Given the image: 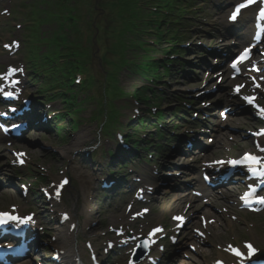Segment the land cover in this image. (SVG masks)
<instances>
[{
	"label": "rangeland",
	"instance_id": "obj_1",
	"mask_svg": "<svg viewBox=\"0 0 264 264\" xmlns=\"http://www.w3.org/2000/svg\"><path fill=\"white\" fill-rule=\"evenodd\" d=\"M41 0H37L35 4L39 3ZM50 3L53 2V4L59 2L60 0H49ZM239 0H201L197 2L198 6L197 11L193 12L196 14H189L187 17L191 20L190 26H188V32L193 31L192 33H189L186 37V41L184 46L189 47L191 45L192 48L191 51L194 53V56L191 57H185V61L187 63H190V66L192 68H189L183 74L173 73L168 78L164 79L165 84L162 86H158L161 90V97L165 100L161 103V109H163L166 113L167 119L165 120V123L168 124V127L171 129L173 127L177 128L179 127L180 120L179 118L175 117V111L180 106L181 103H183V99L185 98V101L187 103L189 102H196L191 101V97H195L196 94L209 90L212 91L217 83V78H215V74L209 76L208 75V66H205L206 60H203L205 57L203 56V51L205 47H211L216 48L220 47L223 44V39L221 35L224 34V31L222 30V25L227 26L226 23V16L228 10L225 9H219L217 8H223L224 6H228L229 4L232 5L236 3ZM69 4V7L59 12L56 10L58 5L56 7L48 6L47 4L42 5V8H46V10L50 11H58V15L55 16L54 20L57 21L56 23L50 22L43 24L41 31H43L44 35H49L56 33L55 37L58 34L64 33L63 37L68 39V45L72 44L73 41L75 44H77V48H81L83 54L88 55L89 59L91 56H93V59L89 62H85L83 65H87V68L96 76V78L100 81V86H91L86 91H83L79 95V101L80 105H82L81 111L82 114L79 117V132H77L75 135L79 137L80 136H87V141L84 142L81 148H86L87 151L90 149L91 145H97L100 146L99 152H95L94 161L93 163L82 161V158L80 160L90 166L89 169H81L79 163L76 164L75 159L71 156H62L60 154V151L62 149L69 148L71 141L74 139L71 138L69 142L68 131L63 130V132H59L58 136L53 133L50 135V137L47 136H41V137H35L31 136V139L33 142L38 141L45 143L46 146H50V148L58 151V157H52L49 152H44L42 150H39L37 148V145L33 147V151L28 154L29 156L26 157L27 164L29 166L32 165V169L34 170V173L29 176V180L32 179V181L29 183L31 185V197L32 195L37 196V205L35 207H32L31 204L28 203V201H24L22 197H20L19 194H17L14 190L5 192L0 196V207L4 206L7 207L9 204H17L19 206V212L21 214L28 213V212H35L37 215V218L40 216H43L45 213V206L44 202L41 200V197L39 193L35 192L34 189L39 186L38 192H40L41 188H44L45 186H50L51 183H58L62 176H67L70 178L72 189H66L64 197L62 199V203L60 205V212H63L62 210L65 209V211L72 214V221L79 223V228L83 229L86 225H90L92 221H98L99 222V237L93 236H87L84 233H78L77 234V244L79 247L86 253L84 256L89 257L87 250L84 247V243L87 241L93 242V246L95 249L99 250L102 254V258L105 262H107L108 257L111 259V256L116 258V255H103L105 244L107 242V236L109 235V229L110 228H117L119 226H130L129 232L132 231V225L129 221V216L126 214V206L131 203L130 199L131 196L128 198H119L116 201H110L111 198H113L112 193L105 194L101 193V185L99 178H102L100 174L97 172H103L105 173L110 172V170L115 171L118 168L117 165L113 166L112 158L114 157V152L119 157H122V155L118 154L119 151H115V145L118 147V144H115L117 142L116 136H107V134L102 133L101 126L106 121L111 122L113 120V107L114 109H117L120 112V118L121 123L123 125L129 124V122L132 120L133 122H136L138 120V116L135 113V109H138L140 111V115L143 116L145 114V106H133L130 103L131 100H121V101H115L114 90L117 88L119 90H123L125 93L131 94L136 88L143 86V83L139 81V78L130 75L128 72H126V68L120 64V59L124 55V50L119 47L120 38H123V34L121 33V5L119 0H69L66 1ZM34 3V0H33ZM31 2L30 6L33 5ZM114 3V4H113ZM229 5V6H230ZM23 6L22 1L19 2L18 0H0V14H4L6 11H8L9 14L5 15L4 17H1L2 24L0 25V72L1 69L4 70L7 66L4 63V61L7 60L6 55L7 51L3 48H5L7 45H12L13 41L18 40L19 42L22 41L26 26L23 23V19L16 18L15 11L18 9H21ZM226 12V13H225ZM219 14L223 15V20H219ZM1 16V15H0ZM18 16V15H17ZM68 17H78L79 23L73 24L72 22H68ZM249 17H252V14H245L243 16L244 21L238 25L239 28H242L247 33V30L250 27V24L248 22ZM52 18V17H51ZM53 19V18H52ZM218 20V25L215 23L214 26L211 27L212 23ZM62 22V25H61ZM73 24V26L69 25ZM222 24V25H221ZM62 28L60 29V27ZM18 27H21V29H18ZM123 30V29H122ZM28 34H30V31H28ZM119 35V36H117ZM122 40V39H121ZM199 40V41H198ZM198 41L196 43H200L197 46H200L201 49L196 48L197 46H193V42ZM36 44H38V40L35 39ZM195 43V42H194ZM236 43V42H235ZM42 44V43H41ZM45 46L48 48V50H51V46L49 44H45ZM244 45H240L239 48H242ZM40 50V56L44 57L43 53L47 52L44 45L42 46L38 44L37 47ZM37 49V50H38ZM84 49V50H83ZM211 49V50H212ZM35 48L27 49L25 53H31L34 51ZM236 50L232 49V52ZM21 51V50H20ZM89 51V53H86ZM206 51V50H205ZM221 52V51H220ZM212 52H209V54ZM230 54L229 52H227ZM213 54V53H212ZM39 56V57H40ZM219 56H221V53H219ZM22 51L19 52V55L15 58L9 61V63L12 64H23L24 60L22 59ZM127 57L131 58L130 52ZM78 58V57H77ZM79 60V58H78ZM209 64L208 65H214L217 61H213L212 57H209ZM223 59L222 61H224ZM129 62V61H128ZM223 64V63H222ZM221 64V65H222ZM117 66V67H116ZM130 66V65H128ZM218 70V69H217ZM208 72V73H207ZM204 78L206 79V87L205 89H202V85L204 83H200L199 81H202ZM110 82L111 86L106 87L105 83ZM231 81L225 80L221 86L217 89V92L213 94L215 97L217 95L220 97L222 92L226 91L233 85ZM110 88V91L108 90ZM106 92H111L113 95L109 96L110 98L113 97V99L110 100V103L107 101L106 98H104L103 94ZM34 92V91H33ZM180 93L184 98L181 99L177 94ZM87 98V99H86ZM206 98V97H205ZM204 98V99H205ZM214 98V97H213ZM180 99V100H178ZM211 99V98H207ZM96 101V102H95ZM214 103L218 102V98L213 99ZM203 101L198 102V104H201ZM99 103V104H96ZM180 103V104H179ZM263 103H264V97H263ZM112 105V106H111ZM264 105V104H263ZM216 106V105H215ZM200 108L203 107L202 105L199 106ZM198 107V108H199ZM229 107V104L224 106H219L220 110H218L217 107H211L207 109L208 114L210 115L211 112H213V116L215 118L213 119H207L204 118L201 122V125H194L188 120L189 122L185 125L181 124L179 130L182 128H190L189 131L192 133L197 128V131H195L194 135L191 136H198L197 139L199 140V147L206 148L208 150L214 149L213 153H210L208 157L205 159L215 160L218 157H224V156H234L237 157L240 155L243 150H238V147H235V138L237 141L245 143V136H247L245 133H238V132H232L231 129H235V126L239 123V121H231L228 122V124L222 122L219 117H221V114L224 113L225 108ZM57 110L63 111L62 106L57 105ZM238 109V108H237ZM106 113V114H105ZM99 115V117H98ZM147 115V114H146ZM107 116V117H106ZM96 117H98L97 120ZM68 118V117H67ZM179 120V121H178ZM66 123V122H64ZM62 124V123H61ZM173 125V126H172ZM67 125H63L62 127H65ZM186 126V127H185ZM245 126V125H243ZM111 128V126L109 125ZM151 129H146L145 134H143L144 130H137L138 137H143L146 142L149 140V144H144L145 149H150V146H154L155 144V138L154 136V128L153 126L150 127ZM242 128V127H241ZM245 128H254L253 124L251 127H245ZM127 130L123 131V133H126ZM236 131V129H235ZM31 132H33L31 130ZM186 131H182V134L185 135ZM43 135V134H42ZM222 135L225 142H223V148L221 149L220 146L218 147L219 137ZM235 135V136H234ZM227 136V137H226ZM62 137V138H61ZM185 137H189V135H185ZM64 139V142H62L64 145L60 144V142ZM190 139V138H189ZM3 138L0 136V178L3 180V182L9 181V179L14 180V182H21L19 179L18 174L23 173V168H8L11 167L10 164L13 159V156L11 152L13 151L12 147L10 148L8 144L1 143ZM234 140V141H233ZM4 141V140H3ZM5 142V141H4ZM50 144V145H49ZM53 144V145H52ZM112 144V145H110ZM160 145H162L161 142H159ZM52 145V146H51ZM147 145V146H146ZM144 146H140L141 148L136 151V153L140 157H149L154 155L153 162L148 164L146 163L145 159L142 158L139 159L137 162H135V165L133 166L136 171H145L148 172L150 176H153L154 172L158 171L159 178L161 176H166L167 173L163 170L169 169L172 173H175L178 182V188L167 190L164 188H161L159 190V198H156L154 196L153 200L150 205V208L152 210L151 214L147 217L144 224H148L149 228L154 227L156 225H163L167 226L172 222V216L181 214V211L173 210V203L175 195H173V192H178L181 188L189 187L191 188V192L197 191V188L193 185H189L188 182L194 178H198L202 185L203 182L201 180V174H202V164H193L192 162L195 160V158L202 157L199 155V151L197 148L192 152L193 155L188 156L189 158L182 160L181 158H178L179 155L176 154V151L173 150L170 151V149L165 148L164 150H161V154L158 152L152 153L151 150H145ZM164 147V146H163ZM80 148V149H81ZM252 148V144L250 142V146L246 147V149ZM16 149V148H14ZM118 150V149H117ZM221 151V152H220ZM214 152H218L214 155ZM112 153V154H111ZM111 154V155H110ZM191 157V158H190ZM204 157V156H203ZM5 158H8L9 160H5ZM154 158L156 160H154ZM186 160V161H185ZM128 159H126V162ZM185 161V163H182ZM207 160L204 161V163ZM30 162V163H29ZM195 162H198L196 160ZM88 163V164H87ZM101 163L102 166H101ZM130 166L132 163L128 162ZM134 163V162H133ZM92 164V165H91ZM10 165V166H9ZM109 166H113L112 168H108ZM191 166V167H190ZM190 167L191 172H196L197 169H199V174H188V168ZM131 168V167H130ZM187 170V172H185ZM95 173L96 175H93ZM121 173V172H120ZM118 174V176L121 178V174ZM130 173V172H129ZM170 173V172H169ZM187 174V177H186ZM9 176V177H8ZM114 176V174H112ZM34 177L37 179H34ZM96 179L99 182V185L96 186ZM20 180V181H19ZM24 180V179H23ZM25 181V180H24ZM42 182H45L43 186H40ZM165 183V180L159 182ZM170 184V183H169ZM36 186V187H35ZM35 187V188H34ZM227 193L223 196H227ZM14 200L7 201L9 196ZM158 195V194H157ZM163 195V196H160ZM186 197H192L191 200L195 202V205H201L202 208H205L203 211H197L193 212L192 210L189 211V217L194 218L193 221L191 220L190 223L193 225H196V229H199L201 231H204V228L202 227L201 217H207V221H210V219L207 216L208 212H211L214 216H216L215 220H217V223L210 225L207 228L206 234H207V240H205L203 243V246H197V244H186L182 243V246L180 245L178 248H171L167 249L169 253L173 251L174 249L177 250L179 253V258L176 259L173 263L168 264H196L198 262L199 264H206L207 261H209V264H212L213 261L217 258V252L220 247L225 246L227 243H234L235 245H241L242 242L246 240L252 241L257 246L263 245L264 246V214L259 216H251L247 213L239 212L235 198L229 197L225 199L224 205L222 207L215 208L214 204L212 202L207 201H199L197 198L194 197V194H184ZM170 196V198L168 197ZM220 196V195H219ZM71 197L73 199H71ZM220 199V201L224 200ZM129 201V202H128ZM132 201V200H131ZM42 202V204H41ZM76 204L77 210L76 213H72L71 208ZM127 203V205H126ZM91 205L94 207V215H92L93 211L90 208ZM126 205V206H125ZM226 211V214H225ZM228 212V213H227ZM134 213V211L132 212ZM132 213L130 215H132ZM40 214V215H39ZM127 216V220H123V217ZM52 217V216H51ZM49 218V214L47 216V221L45 222V227H47V231H49L50 235L48 238L49 242L53 241V236L56 229H59L57 226H55V220L53 218ZM214 220V219H213ZM212 220V221H213ZM226 222H232L234 223L228 233L226 232ZM138 229L141 228V226H137ZM55 229V230H53ZM220 229L224 231L223 237L217 238L216 235L220 232ZM230 230H233L234 233L230 232ZM42 233V231H41ZM48 236V235H47ZM52 237V238H51ZM190 237L195 238V233H190ZM190 238V239H192ZM97 242V243H96ZM195 246L198 247V251H191L190 247ZM99 248V249H98ZM186 248V249H185ZM263 248V247H262ZM46 250V249H45ZM203 250V252L199 251ZM98 254V253H97Z\"/></svg>",
	"mask_w": 264,
	"mask_h": 264
},
{
	"label": "trees",
	"instance_id": "obj_2",
	"mask_svg": "<svg viewBox=\"0 0 264 264\" xmlns=\"http://www.w3.org/2000/svg\"><path fill=\"white\" fill-rule=\"evenodd\" d=\"M66 1L69 0H62L61 4L59 3L60 12L69 7V4ZM119 1L121 5V33L123 34V38L121 37L119 40V47L125 52L120 59L119 66L122 65L127 67L126 70L130 68V72H135V74L146 82L151 81L155 85H159L158 83L163 79L161 78L162 74L160 70L165 65L162 66L161 63H157L151 59L150 54L156 52V49L146 44L145 40L154 37L158 43L165 42L166 44L174 45V42H181L182 44L184 38L179 34L181 32L180 27L182 28L187 24L182 13L188 5H191L194 2V0ZM49 13L52 15L51 12ZM155 18L156 20H154ZM67 19L73 24H76L79 21V18L73 19L72 17H68ZM37 23L44 24L45 21L38 19ZM73 24L70 25L73 26ZM61 28L62 26L60 29ZM62 34L63 33L61 32L60 35L58 34L56 37L53 36L50 42L51 44L53 42L54 50L56 48L55 55L58 51L60 59L64 61L62 63L63 70L60 72V75H58L60 81L59 85L73 90L74 88H72V86L74 85V74L77 70V66L83 65L85 62L87 63V60L88 62L89 60L91 61L93 56L89 59L88 55L81 53V48H77V44H75L74 41L72 44L68 45L69 40L64 38V34ZM177 48L178 47H173L172 53H179ZM129 52L131 58L127 57ZM86 53H89V51ZM81 58L87 60L84 61ZM51 59L52 58L48 57L46 60L50 63ZM128 65L130 66L128 67ZM156 90V88L145 87L137 90L136 93L142 103L150 104L155 103L159 98L157 97ZM150 93H152L153 97L149 96ZM107 95L111 96L113 94L109 92ZM121 95H123V91L116 88L113 97ZM160 116L161 115L159 114L158 118H160ZM146 120L147 122H151L150 119ZM141 123L143 124V122Z\"/></svg>",
	"mask_w": 264,
	"mask_h": 264
},
{
	"label": "bare ground",
	"instance_id": "obj_3",
	"mask_svg": "<svg viewBox=\"0 0 264 264\" xmlns=\"http://www.w3.org/2000/svg\"><path fill=\"white\" fill-rule=\"evenodd\" d=\"M219 20H222L221 14L219 15ZM224 31L226 32V35H225V37H223V39H224V42L222 44V47L223 48L224 47L225 48H228L229 41L232 40V39H235L236 40V43L239 44L240 37H238L239 34H238L237 31H235V29H227V28H225ZM87 140H88L87 139V136H80V137H78L75 140L74 144H72L69 148L62 150L61 153L64 154V155H66V156H69L70 154L72 155L73 152L76 149H79V148L83 147L82 145ZM260 140L264 143V137L260 138ZM197 142H198V144L196 143V146L199 147L198 146L199 145V141H197ZM223 142H224L223 136L222 137H219L218 146L222 145ZM240 146L241 145H239V144L237 145V147H240ZM199 149H201V147H199ZM30 152H32V150H28L27 153H30ZM209 153H211L210 150H209L208 153H205V154H209ZM178 154L181 155V156H187V155H190L191 153L184 154L183 150L180 149L178 151ZM52 157H53V155H52ZM184 159L185 158H182V160H184ZM197 160H198V162H201L203 159H202V157H198ZM185 161H183L182 163H185ZM189 172H190V169L188 168V173ZM170 174H171V176L168 177V178H165L164 180H166L167 182H169L171 185L176 184L178 180H177V178L174 177L175 173H170ZM93 175H95V173H93ZM9 184H11V186H14L15 187L14 181L10 180ZM194 184H196L197 186H200L201 185L200 184V181L197 178L193 179V181L191 182V185H194ZM95 187H97V186H95ZM160 188L161 187H159L157 185L155 191H158ZM175 197L176 198H174V203H173V206L174 207H173V210H178V211L186 210L187 213L190 210H192V209H193V211H196V210H198V211L199 210H205V209H203L199 205H195V206L191 205L192 203L190 201L191 200L190 198H184V197H181L180 195H176ZM71 199H73V198L71 197ZM215 202H216V200H215ZM216 203H217V205L220 204L218 202H216ZM50 204H51V206H57V202L54 201V199L50 201ZM75 206H76V204L74 203V205L71 208L72 209V212H74V213H76V210H77V208ZM184 206H187L188 208H186ZM208 215L209 216H212L210 213H208ZM211 218H214V217H211ZM72 223H68V224L65 225L62 222L60 228L56 230L57 240L59 242H57V243L54 242L55 245L53 243H52V245L59 252V254H58V257L60 258V261L58 262L59 264H69L70 262H72L73 259H80L81 257H83V255L85 253L84 251H82L79 248V245L77 244V234L79 233L80 230L79 229L78 230L76 229L77 231L76 230L74 231L72 229V226H73ZM233 224L234 223H232V222H227L226 223V227H227L226 231L227 232L229 231L230 227ZM37 229L38 228L36 226L32 225L30 231H31V234H32L31 237H34V239L36 240V242L33 244V246H35L39 250V252L41 253L42 250H43V247L41 246V242L39 240V237H40L39 234L40 233L37 232ZM84 229H85L84 230V234L87 235V236H94L97 233H99V231H100L99 224H95V225L92 224V225H89V226H85ZM73 231H74V233H73ZM230 232L234 233L233 230H230ZM223 235H224V231H223V229L222 230L220 229V232L216 235V237L217 238H220V237H223ZM193 240H195V239H193ZM36 243H37V246H36ZM133 246H134L133 243L129 244L128 245V249L131 250V248ZM110 254L112 255V253H110ZM137 260H141L140 262H143L144 261V259H142L140 256L137 257ZM196 264H199V263L196 262Z\"/></svg>",
	"mask_w": 264,
	"mask_h": 264
},
{
	"label": "snow or ice",
	"instance_id": "obj_4",
	"mask_svg": "<svg viewBox=\"0 0 264 264\" xmlns=\"http://www.w3.org/2000/svg\"><path fill=\"white\" fill-rule=\"evenodd\" d=\"M250 2H252V0H250ZM246 7V5L244 4H241L237 9H236V13H239L240 10L242 8ZM261 17L264 18V11L261 12ZM232 19L235 20L236 19V14H234L232 16ZM247 55V53H245V56ZM241 61L244 59V56H242L241 58ZM235 67V64L233 65ZM9 95H11L9 93ZM244 99L249 103V104H254V100L255 98L254 97H244ZM260 111L262 113H264V109H260ZM261 151H264V148L261 149ZM250 162L251 165H255L257 167H260V166H264V162L261 161V159L259 157H256V156H251V155H246L244 157V160L243 161H231V165L232 166H237V165H246ZM220 163H224V162H220ZM260 175L264 176V173H260ZM68 181H64L63 184H67ZM63 184L61 185V188H63ZM57 195H59V193H57ZM258 203H262L264 204V197L260 198L258 200ZM32 218L29 217L27 218L26 220H21L19 217H16V216H11V215H7V214H0V224H7L9 221H17L21 224H26L28 223ZM178 220H182L183 218H180L178 217L177 218ZM161 231L160 229H156L154 230V233L155 232H159ZM153 233V234H154ZM249 248V250L254 254L255 253V249L251 246V245H248L247 246ZM235 255L237 256H242L243 254L239 252V250H237L235 252Z\"/></svg>",
	"mask_w": 264,
	"mask_h": 264
}]
</instances>
